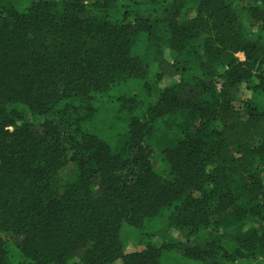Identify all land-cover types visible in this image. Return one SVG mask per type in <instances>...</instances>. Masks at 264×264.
Instances as JSON below:
<instances>
[{
  "label": "trees",
  "instance_id": "1",
  "mask_svg": "<svg viewBox=\"0 0 264 264\" xmlns=\"http://www.w3.org/2000/svg\"><path fill=\"white\" fill-rule=\"evenodd\" d=\"M182 263L264 264V0H0V264Z\"/></svg>",
  "mask_w": 264,
  "mask_h": 264
},
{
  "label": "rangeland",
  "instance_id": "2",
  "mask_svg": "<svg viewBox=\"0 0 264 264\" xmlns=\"http://www.w3.org/2000/svg\"><path fill=\"white\" fill-rule=\"evenodd\" d=\"M237 56L239 59H243L242 53H238ZM140 100L145 101V99H140ZM158 167H159L158 163H154V168L157 169ZM151 242L153 243V245H159L162 243V240L158 237H152ZM167 258H168V260H170V259H172V256H168ZM182 264H184V263H182Z\"/></svg>",
  "mask_w": 264,
  "mask_h": 264
}]
</instances>
